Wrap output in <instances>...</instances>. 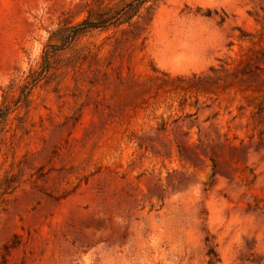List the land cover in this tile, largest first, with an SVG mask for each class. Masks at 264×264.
I'll return each mask as SVG.
<instances>
[{
    "label": "rangeland",
    "instance_id": "obj_1",
    "mask_svg": "<svg viewBox=\"0 0 264 264\" xmlns=\"http://www.w3.org/2000/svg\"><path fill=\"white\" fill-rule=\"evenodd\" d=\"M0 264H264V0H0Z\"/></svg>",
    "mask_w": 264,
    "mask_h": 264
},
{
    "label": "trees",
    "instance_id": "obj_2",
    "mask_svg": "<svg viewBox=\"0 0 264 264\" xmlns=\"http://www.w3.org/2000/svg\"><path fill=\"white\" fill-rule=\"evenodd\" d=\"M96 23H92L90 21H85L84 23H82V27L80 26L79 29L80 30H83V29H86L88 27H92V26H95Z\"/></svg>",
    "mask_w": 264,
    "mask_h": 264
}]
</instances>
